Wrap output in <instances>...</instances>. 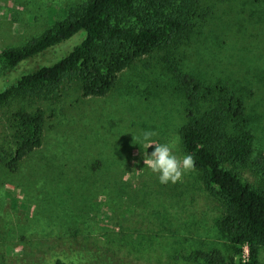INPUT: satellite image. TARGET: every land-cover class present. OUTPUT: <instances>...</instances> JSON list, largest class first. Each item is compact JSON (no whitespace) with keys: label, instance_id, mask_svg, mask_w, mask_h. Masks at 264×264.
<instances>
[{"label":"rangeland","instance_id":"rangeland-1","mask_svg":"<svg viewBox=\"0 0 264 264\" xmlns=\"http://www.w3.org/2000/svg\"><path fill=\"white\" fill-rule=\"evenodd\" d=\"M86 0H0V54L50 30ZM190 32L141 56L103 96L65 77L49 98H15L0 109V264H212L234 257L221 228L227 207L196 168L162 184L143 160L144 133L188 154L180 130L196 108L176 71L217 91L199 113L240 98L253 154L225 162L264 189V0H190ZM194 1V2H193ZM193 2V4H192ZM79 32L16 67L0 64V90L55 63ZM224 87V91L220 88ZM45 112L43 142L16 159L14 114ZM239 120L233 119L232 124ZM264 264V248L258 256Z\"/></svg>","mask_w":264,"mask_h":264},{"label":"trees","instance_id":"trees-1","mask_svg":"<svg viewBox=\"0 0 264 264\" xmlns=\"http://www.w3.org/2000/svg\"><path fill=\"white\" fill-rule=\"evenodd\" d=\"M190 5V0L84 1L41 36L2 51L0 64L16 67L77 33H84L81 42L64 57L24 73L0 90V109L15 98H49L58 93L65 77L79 79L85 96L106 95L119 73L137 58L189 35ZM176 74L179 87L196 108V112L188 111V121L180 130L184 148L194 157L195 168L203 174L207 188L220 194L226 203L221 228L233 253L242 255L248 249L245 259L232 257L212 264H259V252L264 248V189L224 164H242L253 154V135L242 123L244 103L223 93L221 103L199 113V100L213 95L217 88L205 86L193 77L184 78L182 72ZM233 119L239 122L232 124ZM44 124L42 109L27 112L22 108L14 114L17 160L42 145ZM57 264L65 263L58 260Z\"/></svg>","mask_w":264,"mask_h":264},{"label":"clouds","instance_id":"clouds-1","mask_svg":"<svg viewBox=\"0 0 264 264\" xmlns=\"http://www.w3.org/2000/svg\"><path fill=\"white\" fill-rule=\"evenodd\" d=\"M153 135H155L153 132L144 133V147L147 149L151 147L153 150L150 155H145L143 163L158 175L160 183L175 184L182 180L185 172L194 170L195 160L191 154L180 157L170 144L152 142Z\"/></svg>","mask_w":264,"mask_h":264}]
</instances>
